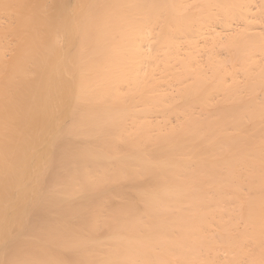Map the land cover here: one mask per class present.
Listing matches in <instances>:
<instances>
[{"label":"bare ground","instance_id":"bare-ground-1","mask_svg":"<svg viewBox=\"0 0 264 264\" xmlns=\"http://www.w3.org/2000/svg\"><path fill=\"white\" fill-rule=\"evenodd\" d=\"M264 264V0H0V264Z\"/></svg>","mask_w":264,"mask_h":264},{"label":"snow or ice","instance_id":"snow-or-ice-1","mask_svg":"<svg viewBox=\"0 0 264 264\" xmlns=\"http://www.w3.org/2000/svg\"><path fill=\"white\" fill-rule=\"evenodd\" d=\"M102 264H106V262H102Z\"/></svg>","mask_w":264,"mask_h":264}]
</instances>
